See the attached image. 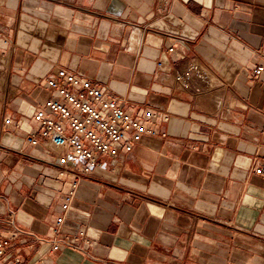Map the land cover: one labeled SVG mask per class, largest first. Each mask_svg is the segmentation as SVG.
Masks as SVG:
<instances>
[{
  "label": "crops",
  "instance_id": "1",
  "mask_svg": "<svg viewBox=\"0 0 264 264\" xmlns=\"http://www.w3.org/2000/svg\"><path fill=\"white\" fill-rule=\"evenodd\" d=\"M0 28V264H264V0H0ZM60 68L155 134L99 157L49 253L70 183L24 137Z\"/></svg>",
  "mask_w": 264,
  "mask_h": 264
},
{
  "label": "built area",
  "instance_id": "2",
  "mask_svg": "<svg viewBox=\"0 0 264 264\" xmlns=\"http://www.w3.org/2000/svg\"><path fill=\"white\" fill-rule=\"evenodd\" d=\"M6 31V28H0V37ZM177 48V44H174L167 51L174 52ZM200 71L199 65L192 62L188 67H183L175 79L189 83L193 72H196L197 77L202 76ZM262 71L263 66L257 67L255 77L260 76ZM45 83L55 95L42 106L34 108L32 120L36 127L25 135L24 141L32 147L39 146L50 156L58 168L59 176L70 183L61 207L63 213L53 223V241L48 249L52 253L62 247L57 236L79 181L93 174L100 165V156L116 159L121 149L130 151L142 136L154 135L155 130L146 124L156 117V112L153 108H145L141 116L142 123L124 108L121 99L110 95L96 82L66 68L46 75ZM162 119L166 120L167 117L162 115ZM9 122L6 119L4 124ZM254 171L262 174L260 168ZM8 245V240L0 238V255ZM13 264L21 262L15 260Z\"/></svg>",
  "mask_w": 264,
  "mask_h": 264
},
{
  "label": "bare ground",
  "instance_id": "3",
  "mask_svg": "<svg viewBox=\"0 0 264 264\" xmlns=\"http://www.w3.org/2000/svg\"><path fill=\"white\" fill-rule=\"evenodd\" d=\"M201 70H203V68L201 69ZM206 72V71H205ZM203 74H204V72H203ZM206 76V75H205ZM207 77V76H206ZM203 78H205V77H203ZM209 78V77H208ZM220 95V94H219ZM218 96V95H217Z\"/></svg>",
  "mask_w": 264,
  "mask_h": 264
}]
</instances>
